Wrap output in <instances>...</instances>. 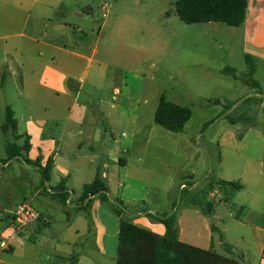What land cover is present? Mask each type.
Returning a JSON list of instances; mask_svg holds the SVG:
<instances>
[{
	"label": "crops",
	"instance_id": "1",
	"mask_svg": "<svg viewBox=\"0 0 264 264\" xmlns=\"http://www.w3.org/2000/svg\"><path fill=\"white\" fill-rule=\"evenodd\" d=\"M86 1L0 0V130L10 109L17 131L16 143L9 144L27 143L24 156L40 168L15 160L41 174L39 184L14 203L15 192L2 188L5 168L14 160L0 158V264H117L119 217L99 197L82 201L98 172L108 182L110 199L124 202V216L135 226L162 237L166 227L154 218L175 216L180 242L253 264L246 263L251 244L243 231L249 232L257 264H264V132L249 127L239 138L241 130L222 126L220 160L201 169L195 161L199 145L189 137L215 132L212 120L205 135L206 119L190 131L193 111L184 135L157 125L162 97L192 109L179 96L152 93L144 76L126 77L117 45H128V17L104 21L96 32L92 7L80 5ZM239 28L243 55L264 66V0H248ZM258 96H264L262 88ZM230 112L222 111L221 118ZM49 166V180L42 184V170ZM207 180L211 190L202 197L198 188ZM25 201L42 218L19 231L12 213ZM230 231L236 239L228 245Z\"/></svg>",
	"mask_w": 264,
	"mask_h": 264
},
{
	"label": "rangeland",
	"instance_id": "2",
	"mask_svg": "<svg viewBox=\"0 0 264 264\" xmlns=\"http://www.w3.org/2000/svg\"><path fill=\"white\" fill-rule=\"evenodd\" d=\"M176 1L87 0L80 5L92 7L90 26H94L96 32L104 21L114 22L120 17H128V45H117L118 62L126 69L128 79L135 78V75L144 76L151 82L149 89L152 93L166 94L171 100L179 96L194 113L193 129L190 131H197L198 125L206 119L208 122L201 130V134L205 135L209 118L212 120L215 132L203 139L195 138L198 134L189 137L191 142L199 145L195 161L202 169L220 160L222 150L216 143L217 130L222 126L241 130L239 138L249 127L259 126L264 132V96L256 97L261 88L264 92V66L253 59L249 63L243 55L239 27L222 23L187 25L176 13ZM104 5L107 7L105 13L102 10ZM225 69H232L234 73L225 74ZM227 108H230V116L221 118L220 114ZM218 116L220 118L217 119ZM252 140L251 143L254 142ZM9 143H16L13 133L4 134L0 130L1 159L7 157L6 146ZM249 153L257 154L255 150ZM226 158L230 159V156ZM21 168L26 170L31 181L27 180ZM14 178H21V181L15 179L11 182ZM40 181V172L29 170L14 160L11 167L5 168L2 188L15 192L12 195L15 203L33 189L34 183L39 184ZM198 190L204 197L205 192L211 190L209 180L202 181ZM229 217L226 214V218ZM243 233L251 244L250 255L245 252L246 263L250 260L257 264L259 259L253 236L249 232ZM226 238L228 245L236 239L233 231L226 234ZM216 251L222 253L220 249ZM238 252L241 250L238 249L236 254Z\"/></svg>",
	"mask_w": 264,
	"mask_h": 264
},
{
	"label": "trees",
	"instance_id": "3",
	"mask_svg": "<svg viewBox=\"0 0 264 264\" xmlns=\"http://www.w3.org/2000/svg\"><path fill=\"white\" fill-rule=\"evenodd\" d=\"M248 0H177L176 13L187 25L200 23H222L230 27H241L246 19ZM250 63L252 59L246 58ZM223 73H234L232 69H225ZM259 86H257L258 88ZM214 103H219L215 101ZM192 117L189 108L169 102L165 97L160 100L155 114V123L169 133L184 135L185 126ZM17 131V122L10 109H7L6 122L2 132L8 134ZM28 144L19 147L17 144H8L6 147L7 159L5 163L15 159H22L26 165L40 168L37 163L30 162L24 153ZM49 169L42 170L43 181L49 180ZM223 187L242 189V186L231 182H222ZM109 185L100 172L93 183L86 185L82 193V201L99 197L103 203L110 205L113 212L120 219L119 254L117 264H241L239 260L218 255L212 250H202L178 240L175 216L154 218L166 227V234L158 236L132 224L124 216V202L120 199L111 200ZM62 201L66 197L58 195ZM88 206V205H87ZM88 210V207L85 208ZM205 213L209 216V204H206ZM214 231V227H213ZM227 254H233L227 247Z\"/></svg>",
	"mask_w": 264,
	"mask_h": 264
},
{
	"label": "built area",
	"instance_id": "4",
	"mask_svg": "<svg viewBox=\"0 0 264 264\" xmlns=\"http://www.w3.org/2000/svg\"><path fill=\"white\" fill-rule=\"evenodd\" d=\"M48 194H53V192L50 189L45 190ZM13 217L16 220L17 223V229L19 231H23L32 224L39 221L42 216L40 213L34 208V206L29 201H25L17 206V208L12 213ZM1 247L6 249L7 243L2 242Z\"/></svg>",
	"mask_w": 264,
	"mask_h": 264
}]
</instances>
